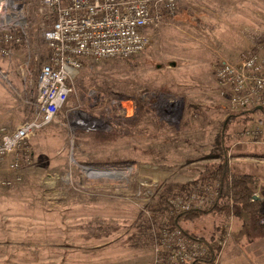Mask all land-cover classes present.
I'll return each instance as SVG.
<instances>
[{"label":"rangeland","instance_id":"1","mask_svg":"<svg viewBox=\"0 0 264 264\" xmlns=\"http://www.w3.org/2000/svg\"><path fill=\"white\" fill-rule=\"evenodd\" d=\"M16 1L30 31L0 54L7 127L35 116L36 78L49 53L38 1ZM208 19L204 0H180L135 56L83 62L54 121L27 139L21 179L2 185L12 173L0 169V264H153L154 226L169 217L161 194L205 181L195 179L219 162L209 154L229 115V172L252 174L255 194L264 193V114L230 108L214 76L220 60L238 62L264 40L251 48L237 21ZM102 133L112 140L101 142ZM115 160L128 162L105 163ZM219 198L223 211L181 226L204 239L223 233L216 264H264V234L238 204Z\"/></svg>","mask_w":264,"mask_h":264},{"label":"built area","instance_id":"2","mask_svg":"<svg viewBox=\"0 0 264 264\" xmlns=\"http://www.w3.org/2000/svg\"><path fill=\"white\" fill-rule=\"evenodd\" d=\"M37 1L42 37L49 53L36 78L35 116L15 127L0 124V168L12 173L1 181L5 186L21 179L18 171L30 154L24 149L27 139L54 121L73 91V81L83 62L135 56L149 44V31L174 16L180 0ZM28 26L18 1L0 0L1 55H10L11 45L22 43L30 31ZM258 47V51H248L238 62L220 60L216 65L215 79L232 109L264 107V45ZM192 186L167 199L168 216L214 206L220 181L209 179ZM155 226L153 264H190L207 254L201 241L170 226L168 218H162Z\"/></svg>","mask_w":264,"mask_h":264},{"label":"trees","instance_id":"3","mask_svg":"<svg viewBox=\"0 0 264 264\" xmlns=\"http://www.w3.org/2000/svg\"><path fill=\"white\" fill-rule=\"evenodd\" d=\"M47 59L43 58V62H46ZM251 112H261L264 114V107L262 108H252ZM232 115L227 116L222 125L220 132L216 135L215 138V149L212 153L209 154L211 158H218L219 162L212 167V170L208 171L207 174L201 175L195 180H209L216 179L220 181V190L219 197L221 201L228 200L229 198L235 203L238 204L241 209L246 212L254 227L261 233L264 234V204L263 202L255 197L254 183L255 177L250 173L243 174H232L229 172L228 161L226 157V147H224V138L227 125L231 121ZM264 121V119H261ZM101 142H109L112 140V135L108 133L98 134ZM111 163L113 165H122L127 163V160H115V161H106L105 163ZM194 183V182H193ZM187 183L181 184V188H185ZM185 191V190H183ZM219 198V199H220ZM159 204L166 207L167 197L163 194L160 196ZM225 204L218 205V203L210 209L207 210H190L179 213H174L172 216L168 217V223L170 226H177L181 228L187 235L198 239L201 241L207 248V254L199 258L198 260L190 264H214L218 258V255L221 251V244L219 243L222 240L223 233H221L217 238L209 237L204 239L198 237L194 232H189L181 226L183 221H189L196 217H199L203 214H207L213 210L223 211L225 209ZM224 232V231H223Z\"/></svg>","mask_w":264,"mask_h":264},{"label":"crops","instance_id":"4","mask_svg":"<svg viewBox=\"0 0 264 264\" xmlns=\"http://www.w3.org/2000/svg\"><path fill=\"white\" fill-rule=\"evenodd\" d=\"M204 2L207 16L211 18L208 19L209 22L237 21L240 34L251 40L249 42L251 48L258 45L254 43L256 40H264V0H204ZM255 196L264 202V193Z\"/></svg>","mask_w":264,"mask_h":264},{"label":"bare ground","instance_id":"5","mask_svg":"<svg viewBox=\"0 0 264 264\" xmlns=\"http://www.w3.org/2000/svg\"><path fill=\"white\" fill-rule=\"evenodd\" d=\"M90 174H93V175H100V173H97L96 171H90ZM106 174H107V175H108V174L112 175L111 172H107ZM117 174H119L120 176H124V173H123L122 171H120V172L117 173Z\"/></svg>","mask_w":264,"mask_h":264},{"label":"water","instance_id":"6","mask_svg":"<svg viewBox=\"0 0 264 264\" xmlns=\"http://www.w3.org/2000/svg\"><path fill=\"white\" fill-rule=\"evenodd\" d=\"M260 108V107H259ZM256 197V196H255Z\"/></svg>","mask_w":264,"mask_h":264}]
</instances>
